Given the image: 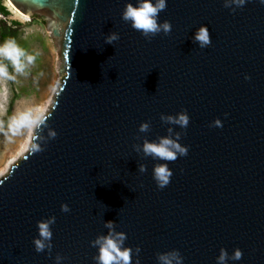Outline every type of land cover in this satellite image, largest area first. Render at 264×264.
Segmentation results:
<instances>
[{
	"label": "water",
	"instance_id": "obj_1",
	"mask_svg": "<svg viewBox=\"0 0 264 264\" xmlns=\"http://www.w3.org/2000/svg\"><path fill=\"white\" fill-rule=\"evenodd\" d=\"M8 1L58 38L63 83L0 179V264H55L57 253L62 264H95L90 241L105 221L126 234L130 264H158L172 249L183 264H217L221 248L242 251L227 264H264V5L167 0L159 20L170 33L146 40L121 19L135 0ZM201 25L211 37L203 49L191 39ZM111 32L119 40L107 44ZM182 110L185 129L160 119ZM216 118L222 126L209 127ZM177 132L188 152L167 162L161 189L152 169L165 162L138 149ZM51 215V255L38 253L36 222Z\"/></svg>",
	"mask_w": 264,
	"mask_h": 264
},
{
	"label": "clouds",
	"instance_id": "obj_2",
	"mask_svg": "<svg viewBox=\"0 0 264 264\" xmlns=\"http://www.w3.org/2000/svg\"><path fill=\"white\" fill-rule=\"evenodd\" d=\"M249 0H225L224 7L230 8L235 11L236 8H242ZM261 5H264V0H259ZM167 7V0H135V3L128 2L125 4L122 12L121 19L129 23L130 26L140 32L146 39L151 40L159 33L165 35L169 34L172 28L170 21L159 20V14ZM193 43L197 44L199 48L203 49L211 44V37L207 26H199L191 37ZM119 40V33L111 32L105 37L107 44H113ZM0 60L7 61L11 64L12 68L17 74H23L26 68L31 65L35 56L29 54L20 48L15 41L6 40L0 43ZM0 76L7 77V65L0 63ZM245 79H249L245 76ZM227 115V114H225ZM160 119L162 122L179 126L185 129L189 123V115L186 111L182 110L176 114H161ZM29 115L27 113L21 114L19 117L20 126H27L29 123ZM222 121L219 118L214 119L209 123V127H220ZM150 124L148 121H143L139 124L138 131L141 133L149 130ZM168 132L171 134L172 129L169 128ZM55 131L50 132V136H56ZM181 133H175V137L171 136L161 137L158 142L144 141L141 148L145 156H150L153 159L164 161L163 164H158L152 169V178L158 188L163 189L170 183V178L173 175L171 168L167 162H173L178 157L187 155L188 147L180 143ZM39 147L35 151H41ZM139 171L141 173L146 171L144 165H140ZM62 212H69L70 208L67 203L60 205ZM56 217L54 215L42 218L36 222V229L38 235L33 238V245L36 252L48 251L51 255L52 250V225L55 224ZM104 227L107 229L106 234H99L90 241V245L96 248V255L93 257L95 264H130L131 250L125 246L127 236L122 231H117L115 222L105 221ZM136 253L140 249L136 248ZM242 257V251L235 248L231 254L226 249L221 248L219 255L216 257L217 264H227L228 260L239 261ZM55 264H62L65 257L56 254ZM158 264H183V257L178 249H172L166 252L157 253Z\"/></svg>",
	"mask_w": 264,
	"mask_h": 264
},
{
	"label": "rangeland",
	"instance_id": "obj_3",
	"mask_svg": "<svg viewBox=\"0 0 264 264\" xmlns=\"http://www.w3.org/2000/svg\"><path fill=\"white\" fill-rule=\"evenodd\" d=\"M0 43L2 31L9 29V40L35 56L23 74H17L7 61L8 76H0V179L22 159L31 145L34 125L51 111L63 83V61L59 41L43 21L0 0ZM29 115L27 126H20L21 114ZM29 141V142H28Z\"/></svg>",
	"mask_w": 264,
	"mask_h": 264
},
{
	"label": "trees",
	"instance_id": "obj_4",
	"mask_svg": "<svg viewBox=\"0 0 264 264\" xmlns=\"http://www.w3.org/2000/svg\"><path fill=\"white\" fill-rule=\"evenodd\" d=\"M0 9L2 10V12H5V7L0 5ZM10 38V32H9V29H6L4 28L3 31H2V35H1V39L2 41H6V40H9Z\"/></svg>",
	"mask_w": 264,
	"mask_h": 264
},
{
	"label": "bare ground",
	"instance_id": "obj_5",
	"mask_svg": "<svg viewBox=\"0 0 264 264\" xmlns=\"http://www.w3.org/2000/svg\"><path fill=\"white\" fill-rule=\"evenodd\" d=\"M15 7H16V6H15ZM16 8H17V7H16ZM44 115H45V114H44ZM44 115H43V116H44ZM41 118H42V117H41ZM41 118H40V119H41ZM40 119H39V120H40ZM37 124H38V120H37L36 124L34 125L35 129H36ZM35 129H34V134H35ZM34 134H33V136H34ZM32 139H33V137H32ZM28 142H29V141H28ZM31 144H32V140H31ZM30 146H31V145H30ZM29 148H30V147H29ZM29 148H28V150H29ZM28 150H27V151H28ZM27 151H26V153H27ZM26 153H25V154H26ZM25 154H24V155H25ZM24 155H23V156H24ZM23 156H22V157H23ZM10 168H11V167H10ZM10 168H9V169H10Z\"/></svg>",
	"mask_w": 264,
	"mask_h": 264
}]
</instances>
